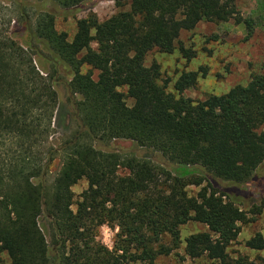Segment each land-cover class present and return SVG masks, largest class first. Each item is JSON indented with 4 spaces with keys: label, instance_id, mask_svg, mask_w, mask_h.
<instances>
[{
    "label": "trees",
    "instance_id": "trees-1",
    "mask_svg": "<svg viewBox=\"0 0 264 264\" xmlns=\"http://www.w3.org/2000/svg\"><path fill=\"white\" fill-rule=\"evenodd\" d=\"M46 1L72 9L91 0ZM124 1L129 9L103 22L93 14L77 20L71 40L55 29L48 11L29 31L70 74L74 128L56 148L46 146L57 106L52 85L38 82L34 69L23 75L8 69L0 53V255L8 256L0 264H153L178 248L180 227L190 221L207 231L184 239L185 256L229 262L227 248L252 202L241 189L264 162V74L193 100L182 93L206 68L182 72L173 85L176 97L160 83V66L146 65L145 58L154 49L192 58L179 37L201 21L242 23L246 39L254 21L241 16L235 0ZM113 139L130 140L150 156L122 157L94 146ZM157 155L165 165L153 163ZM56 159L61 168L50 181ZM81 179L88 187L73 211L72 187ZM189 185L200 187L196 195L188 194ZM104 224L117 228L112 250L96 240ZM165 236L171 246L162 243ZM245 244L262 250L264 237L256 232ZM233 264L264 259L239 257Z\"/></svg>",
    "mask_w": 264,
    "mask_h": 264
},
{
    "label": "rangeland",
    "instance_id": "rangeland-1",
    "mask_svg": "<svg viewBox=\"0 0 264 264\" xmlns=\"http://www.w3.org/2000/svg\"><path fill=\"white\" fill-rule=\"evenodd\" d=\"M235 7L242 17L251 18L254 21V31L250 38L246 39L244 24H237L234 20L201 21L193 30L182 32L179 37L180 43L192 51V58H184L178 49L172 53H162L154 49L147 54L145 64L150 65L156 62L160 66V83L166 85L168 93L177 97L173 88L176 79L184 71H197L201 67L207 69L206 75L199 77L193 87L183 91L184 97L203 100L208 95H221L236 85L247 84L254 74H264V0H235ZM128 9L129 5L124 0H121L119 4L117 0H91L72 9H63L46 0H0V53L9 64L8 69H21L20 75L34 69L38 82L52 85L57 95L52 133L46 146L58 147L69 130L74 128L66 87L70 74L63 67H56L50 61L51 58L44 46L37 39L31 38L29 31L33 28L35 20L44 11L53 13L55 29L65 32L71 40L76 32L77 20L93 14L98 22H103L117 12ZM91 45L96 46L95 43ZM55 69L59 70L56 72ZM87 69L88 67L83 68L84 71ZM96 75L97 71H94L93 77L96 78ZM119 91L126 93L125 88ZM126 103L131 105L132 101L126 98ZM94 146L102 151L116 152L122 157L150 156L143 148L126 139H113L95 143ZM151 159L156 165H165L159 155L151 156ZM60 168L61 161L54 160L48 173L50 181L55 178ZM118 173L124 175L126 170L120 167ZM87 187L88 183L85 179L79 180L72 187L74 204L71 209L73 211H76L79 196ZM186 189L189 195L194 196L200 187L189 185ZM241 192L249 195L252 202L246 208L248 221L239 224L240 232L227 248L228 264H233L239 257H246L253 261H257L258 257L264 259V249L253 250L245 244L256 232H260L264 237V162L254 178L242 187ZM39 224L49 251L52 252L54 245L48 222L41 217ZM202 231H207V227L198 222L190 221L182 225L180 227L181 243L178 248L168 255L158 256L153 264H221L206 256L195 259L185 256L184 239ZM116 232L117 228L104 224L98 228L96 240L112 250ZM162 243L166 247L171 246L168 236L163 237ZM0 257L8 262V256L5 253H2Z\"/></svg>",
    "mask_w": 264,
    "mask_h": 264
}]
</instances>
